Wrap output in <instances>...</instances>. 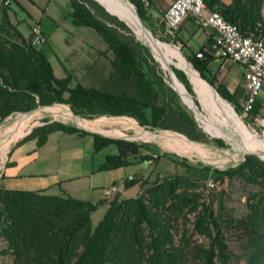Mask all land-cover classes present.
<instances>
[{
  "label": "trees",
  "instance_id": "obj_1",
  "mask_svg": "<svg viewBox=\"0 0 264 264\" xmlns=\"http://www.w3.org/2000/svg\"><path fill=\"white\" fill-rule=\"evenodd\" d=\"M224 1L204 0L205 9L218 13L243 37L255 38L262 33L264 0ZM68 2L71 22L93 30L107 45L112 54L110 80L120 79L117 83L122 89L118 94L113 93V86H106L104 92L80 85L69 89L70 76L66 74L56 79L44 55L9 24L3 12L0 121L37 107L61 104L79 118L124 116L145 130L172 131L193 140V134L199 133L195 123L154 72L156 64L149 65L146 49L139 43H135V49L124 39L117 38L119 35L98 22L82 3ZM128 2L141 22L146 23L140 1ZM209 48L210 41L199 51L200 59L193 54L186 61L203 82L239 113L237 104L243 100L242 92L239 89L230 95L217 83L209 68L215 60ZM172 71L193 95L184 74ZM243 86L242 81L244 90ZM247 113L253 118L259 116L256 105ZM52 132L90 136L94 152L113 146L117 154L105 158L99 167L102 172L126 167L128 156L135 157L137 150L144 146L86 134L57 122L44 123L31 130L24 140L35 139L39 148ZM253 166L254 169L246 168L247 176L255 177L253 182L258 186L252 194V204L246 205L243 216L230 219L225 225L211 208L199 203V196L189 188L188 179L176 177L159 184L151 183L134 198L106 202L105 211L93 228L90 215L102 207L103 202L90 204L65 195L0 189V255L5 256L9 264H264V176L258 172L264 167L257 163ZM242 176L246 175L242 173ZM132 183L126 180L124 187ZM191 229L192 234L194 231L206 240L205 245L181 238L191 233Z\"/></svg>",
  "mask_w": 264,
  "mask_h": 264
},
{
  "label": "rangeland",
  "instance_id": "obj_2",
  "mask_svg": "<svg viewBox=\"0 0 264 264\" xmlns=\"http://www.w3.org/2000/svg\"><path fill=\"white\" fill-rule=\"evenodd\" d=\"M1 1L0 24L2 13L5 12L9 24L24 39L28 40H30L31 28L36 27L43 39V45L35 47V49H38L47 59L56 79H62L66 74L70 76L69 89L80 85L84 88L93 86V89L103 91L104 86H113V93L116 94H118L119 89H122L117 83L120 79L115 82L110 80L113 73L109 62L112 59V54L107 45L93 30L75 26L71 22L70 14L72 11L68 0H3L7 2V5H2L3 1ZM74 1L79 4L82 3L98 22L114 30L115 34L119 35L117 38L124 39L135 49V43L143 46L150 57V61L148 60L149 65L156 64L154 71L156 75L161 78L164 85L172 91L174 96L176 94V102L181 110L190 119L193 118L197 124L195 126L199 133L193 134V140L172 131H148L134 124V130L129 129L130 132L127 135L124 134L123 138H130L135 144H147L148 153H146V150L143 151L146 155L156 156L150 164L146 163L149 158L145 162L146 165H150L149 167L141 162L127 168V173L129 172V175L135 179L140 177L142 171L146 173L147 176L144 175L145 177H149L148 180L141 178L133 182L138 184V188H135L136 192L138 189V192L134 197L139 195L141 190L147 189L151 183L159 184L170 177L188 179L191 183L189 188L193 190L195 195L199 196V203L211 208L222 225H225L230 219L243 216L246 213V205L252 204V194L258 190V186L253 182L255 177L247 176L249 172L246 168L251 167L254 169L253 165L256 163L264 167V152L253 151L244 153V155L240 149H236L229 142L230 136L227 134L225 136L216 135L206 113L205 102L200 98L199 92L191 83L190 73L201 84L205 85L214 97L219 99L218 106L214 105L218 114H220L218 119L231 132L238 134L239 124L235 122L236 120L232 115L221 113L220 106H223V103L229 106L242 127L251 135H254L256 139L264 141V133H260L259 120L255 121L257 117L253 118L250 114L243 112L242 101L237 104L240 111L236 113L230 103L221 99L212 88L203 82L181 54L180 48L177 51V46H175V49L168 43V39L166 40V36L163 35V23L157 25L155 35L146 27V23H142L155 40L151 37L150 39H141L126 21L123 22L117 17L118 20L116 18V20H113V17L109 16L97 2L93 0H88V3H85V0ZM262 18L264 22V8ZM160 45L164 46L165 49H161ZM167 48L173 50L170 51L173 54L167 52ZM94 62L99 65L98 76L102 78L101 82L93 83L90 81L92 77L88 78L85 83L80 82V73L90 71ZM160 62L164 65L162 66ZM172 70L184 74L193 95H190L179 83ZM127 88L130 89V86ZM180 88L184 90L183 95ZM65 97L66 95H63V98ZM189 103L206 116L207 124L195 116ZM73 116L66 105L53 104L37 107L25 113L13 114L0 121V177L10 150L24 139L31 130L50 122L68 126L73 121ZM16 121H19L17 128H12V125H16ZM123 125L125 126V124ZM8 128L15 135L14 137L6 138ZM177 140H180L181 143ZM82 144L85 154L88 153V139H83ZM244 146L249 147L247 143ZM106 152L107 150H104V153ZM241 155L244 156L241 157ZM258 172L264 176V168L258 169ZM242 173L246 176H242ZM208 182L213 184L212 189L207 187ZM100 219L98 213H92L90 215L91 227H95ZM192 230L191 233L188 232L185 237L181 238L183 240L187 238L192 243L205 245L206 240L194 231L192 234ZM236 256L239 257V255ZM0 264H9V260L0 255Z\"/></svg>",
  "mask_w": 264,
  "mask_h": 264
},
{
  "label": "crops",
  "instance_id": "obj_3",
  "mask_svg": "<svg viewBox=\"0 0 264 264\" xmlns=\"http://www.w3.org/2000/svg\"><path fill=\"white\" fill-rule=\"evenodd\" d=\"M139 1L144 10L147 26L156 33L157 25L163 23V14L171 0ZM220 1L225 2L224 0ZM212 35L211 30L200 29L190 19L184 18L175 33V45L180 48L181 54L185 58L192 57L194 53L206 48ZM91 68L88 72L80 73V82L85 83L90 77H92L90 81L93 83L101 82L102 78L98 76L99 65L94 62ZM209 68L214 71L213 74H215L217 83L224 86L230 95L240 89L243 98L241 101H244L242 69L240 67L226 59H215ZM105 89L104 86L103 90L106 91ZM256 107L259 116L255 121L264 115V90L259 96ZM121 124H125V126ZM133 124L138 126L131 118L122 116H98L92 119L73 116V121L68 126L86 134L132 142L130 138H123V136L130 132L129 129L134 130ZM14 136L12 134L11 138ZM83 139H88V153L86 154L83 149ZM143 145L137 150L135 157L128 156L126 167L102 172L99 171V167L105 158L117 153L111 145L94 152L90 136L52 132L47 135L45 142L39 148L36 147L35 139H22L12 147L8 154L0 177V189L39 192L47 196L65 195L90 204L103 202L104 205L94 212L102 217L106 202L114 199L121 201L137 194L138 189L136 192L135 188H138V184L132 183L127 188L124 187L128 177L130 178L129 181L132 182L141 178L148 180L149 177H145L147 175L144 171L140 173V177L137 179L130 176L129 172L127 173V168L137 163L142 162L146 165L147 160H142L144 157H152L143 152L144 150L147 151L148 148L147 144ZM104 150L107 152L104 153ZM146 166L149 167L150 165ZM111 186L116 188L115 193L106 198L103 197L102 190Z\"/></svg>",
  "mask_w": 264,
  "mask_h": 264
},
{
  "label": "built area",
  "instance_id": "obj_4",
  "mask_svg": "<svg viewBox=\"0 0 264 264\" xmlns=\"http://www.w3.org/2000/svg\"><path fill=\"white\" fill-rule=\"evenodd\" d=\"M2 5H7V2L3 1ZM184 18L190 19L200 29L212 31L209 48L211 57L226 59L242 69V110L244 113L251 111L264 90V30L255 38L243 37L234 25L225 22L218 13L207 11L204 0H171L163 14V35L172 48L176 49L175 33ZM29 44L32 48L43 45V39L36 27L31 28ZM176 50L178 51V47ZM193 56L200 59L201 53L196 52ZM258 122L260 133H264V115ZM155 157L152 156L146 163H151ZM126 180L129 181L130 178ZM207 187L212 189L213 184L208 182ZM115 191L116 188L111 186L103 189L102 195L106 198Z\"/></svg>",
  "mask_w": 264,
  "mask_h": 264
},
{
  "label": "bare ground",
  "instance_id": "obj_5",
  "mask_svg": "<svg viewBox=\"0 0 264 264\" xmlns=\"http://www.w3.org/2000/svg\"><path fill=\"white\" fill-rule=\"evenodd\" d=\"M93 1L97 2L110 15L119 18L123 22L126 21L133 28V30L136 32V34L139 38L150 39L149 33L138 24V21L136 20L134 14L133 13H129V14L125 13L122 0H100L101 2H99L98 0H93ZM101 3H103V4H101ZM160 48L165 49L164 46H162V45H160ZM166 50L169 53H172L170 51H173V50L168 49V48ZM152 53H153V51H152ZM176 53H178V52H176ZM153 55H154V53H153ZM154 58L156 59L155 56H154ZM161 65L163 66L164 64L161 63ZM190 74H191L190 80H191L192 85L199 92V94L201 96L200 98H202L205 102L204 103L205 104L204 105L205 110H206V113L209 117V120H210V122L214 128L216 135H224L225 136V134H227L228 136H230L229 142L236 149H240V151L243 154L253 152V151L264 152V141L256 139L254 135H251V133H249L244 127H242V124L238 121V119L233 114V112L231 111L229 106L226 103H223V106H220L221 113L232 115V117L236 120L235 122H237V124H239L238 125V132L239 133L235 134V133L231 132V130H228L225 127V125L221 122V120L218 119L220 114H218V111L214 107V105L218 106L217 102L219 101V99L217 97H214L213 94L207 89V87L205 85L201 84L199 82V80L192 73H190ZM180 91L183 95L184 90L180 88ZM189 106L192 109V111L194 112L195 116L198 119L204 121L205 124H207L206 116H204L200 111H198V109L196 110L191 105V103H189ZM23 117H25V116H23ZM21 122H23V121H21ZM18 124H19V121H16V125H14V126L12 125V128H17L16 126ZM6 135H7L6 138H9L12 135L10 128H8ZM177 142L181 143L180 140L179 141L177 140ZM245 143H247L249 147L244 146ZM244 155H241V157Z\"/></svg>",
  "mask_w": 264,
  "mask_h": 264
},
{
  "label": "water",
  "instance_id": "obj_6",
  "mask_svg": "<svg viewBox=\"0 0 264 264\" xmlns=\"http://www.w3.org/2000/svg\"><path fill=\"white\" fill-rule=\"evenodd\" d=\"M123 1V8H124V11H125V13L126 14H129V13H133L134 14V16H135V18H136V20L138 21V24L142 27V28H144V26H143V24H142V22H141V20L139 19V17H138V15H137V13H136V11H135V9H134V7L128 2V0H122ZM105 11V10H104ZM106 12V11H105ZM107 13V12H106ZM109 16H112V15H110L109 13H107ZM112 17H114V16H112ZM114 18H116V17H114ZM117 19V18H116ZM118 20V19H117ZM145 29V28H144ZM146 30V29H145ZM147 31V30H146ZM148 33H149V35H150V37L153 39V40H155L154 39V37L152 36V34L149 32V31H147ZM157 41V40H156ZM169 70V69H168ZM171 74H172V72H170ZM211 73L213 74L214 73V71L212 70L211 71ZM173 75V74H172ZM175 94V93H174ZM175 96H176V94H175ZM192 120H193V122L195 123V120L192 118ZM196 124V123H195ZM197 125V124H196ZM198 127V126H197Z\"/></svg>",
  "mask_w": 264,
  "mask_h": 264
}]
</instances>
